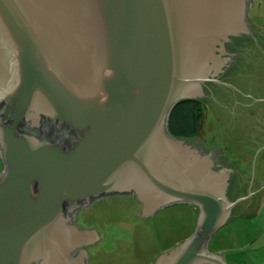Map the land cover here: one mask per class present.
Listing matches in <instances>:
<instances>
[{
    "label": "water",
    "instance_id": "95a60500",
    "mask_svg": "<svg viewBox=\"0 0 264 264\" xmlns=\"http://www.w3.org/2000/svg\"><path fill=\"white\" fill-rule=\"evenodd\" d=\"M250 5L0 0V264H86L72 212L128 193L144 217L199 209L195 233L155 264H227L213 235L264 200V30ZM201 91L205 151L167 130ZM43 119L68 133L22 130Z\"/></svg>",
    "mask_w": 264,
    "mask_h": 264
},
{
    "label": "rangeland",
    "instance_id": "374dc122",
    "mask_svg": "<svg viewBox=\"0 0 264 264\" xmlns=\"http://www.w3.org/2000/svg\"><path fill=\"white\" fill-rule=\"evenodd\" d=\"M249 15L264 29V0H251ZM3 168L0 156V172ZM141 210L140 200L128 194L106 197L80 212L83 222L90 221L102 235L87 249L90 264H155L158 254L196 231L199 209L193 204H172L148 217L140 216ZM208 250L223 254L228 264H264V200L254 216H236L223 225Z\"/></svg>",
    "mask_w": 264,
    "mask_h": 264
},
{
    "label": "trees",
    "instance_id": "16d2710c",
    "mask_svg": "<svg viewBox=\"0 0 264 264\" xmlns=\"http://www.w3.org/2000/svg\"><path fill=\"white\" fill-rule=\"evenodd\" d=\"M204 105L205 102L198 99H184L180 101L177 105H175L169 115L167 121L168 133L174 138H190L197 136L204 113ZM41 126L53 127L51 122L47 119L42 120ZM21 127L23 131L29 132L38 137L45 135L41 134V131L44 130V128L41 129V127H31L28 123L22 124ZM60 130L63 131V135L54 136V139L62 138L68 133V130L65 127L61 128ZM35 131H39L40 134L37 135ZM1 160L3 161L2 158Z\"/></svg>",
    "mask_w": 264,
    "mask_h": 264
},
{
    "label": "flooded vegetation",
    "instance_id": "af4514ba",
    "mask_svg": "<svg viewBox=\"0 0 264 264\" xmlns=\"http://www.w3.org/2000/svg\"><path fill=\"white\" fill-rule=\"evenodd\" d=\"M207 83H209V82H204L202 85L206 86ZM223 87H224V88H227L226 86H223ZM206 97H207V93H206L205 91H201L200 95H199L196 99L205 102V101H206ZM41 125H42V123H41ZM42 128H44V130L41 131V134H46V133H48V134H46V135H51V136H53V137H54V136L63 135V131L60 130V129L63 128V127H59V128L57 129L56 127H51V126H49V127H45V126L42 127V126H41V129H42ZM43 131H44L45 133H44ZM35 132H36L37 135L40 134L39 131H35ZM187 139H188L187 141H188L189 143H194V144H196L197 147H199L201 150H204V151H205V149L208 148V147H207V144L203 142V139H201V138L198 137V136L190 137V138H187ZM0 156H1V155H0ZM1 173H2V172H1ZM1 173H0V174H1ZM128 194H129V195H135V196L137 197V195H136L135 193H128ZM128 194H114V195L102 196V197H99V198L93 200V201H92L91 203H89L88 205L81 206V207L77 208L74 212H72V222H73L75 225H77V226L79 227L80 230H83V231L89 233L88 236L85 237V238L83 239L82 244L79 246V248H78V250H77V251H78L77 254H78V253H81V252L84 251V250L87 251V249H88L91 245H93V244L97 243L99 240H101V237H100V235H99V232L97 231V228H95L94 225H93L92 223H90V221H89V222H83V217L80 215V212H85V211L89 210V209L93 206V204H94L96 201H98V200L104 199V198H106V197L115 196V195H128ZM137 198H138V197H137ZM138 199H139V198H138ZM141 204H142V203H141ZM142 208H143V205H142ZM156 213H157V212H156ZM156 213H155V214H156ZM143 215H144V214H143ZM152 216H153V215H152ZM146 217H147V216H146ZM84 223L87 224V226H84ZM91 233H92V234H91ZM90 234H91V235H90ZM85 258H86V264H90L88 254L86 255Z\"/></svg>",
    "mask_w": 264,
    "mask_h": 264
},
{
    "label": "crops",
    "instance_id": "0c3cea01",
    "mask_svg": "<svg viewBox=\"0 0 264 264\" xmlns=\"http://www.w3.org/2000/svg\"><path fill=\"white\" fill-rule=\"evenodd\" d=\"M258 25V24H257ZM261 29H263V27H261L260 25H258ZM264 30V29H263ZM206 103V102H205ZM205 109H206V113H207V117H211V109L210 106L206 103L205 104ZM213 254H219V253H213ZM220 256L223 257V259L225 260V262L228 264V261L226 260V257L223 254H219Z\"/></svg>",
    "mask_w": 264,
    "mask_h": 264
}]
</instances>
